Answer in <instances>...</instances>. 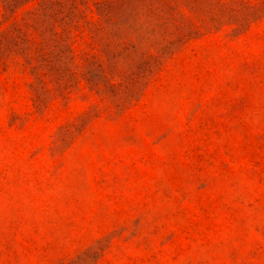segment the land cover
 Instances as JSON below:
<instances>
[{"label":"rangeland","instance_id":"obj_1","mask_svg":"<svg viewBox=\"0 0 264 264\" xmlns=\"http://www.w3.org/2000/svg\"><path fill=\"white\" fill-rule=\"evenodd\" d=\"M0 264H264V0H0Z\"/></svg>","mask_w":264,"mask_h":264}]
</instances>
